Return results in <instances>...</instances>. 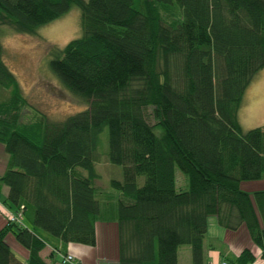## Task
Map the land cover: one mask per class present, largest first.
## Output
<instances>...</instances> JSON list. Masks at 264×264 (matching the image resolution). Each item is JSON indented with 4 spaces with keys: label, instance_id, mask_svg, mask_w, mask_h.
<instances>
[{
    "label": "trees",
    "instance_id": "trees-1",
    "mask_svg": "<svg viewBox=\"0 0 264 264\" xmlns=\"http://www.w3.org/2000/svg\"><path fill=\"white\" fill-rule=\"evenodd\" d=\"M72 6L81 34L48 67L83 106L23 120L3 29L35 33ZM263 66L264 0H0V264H21L13 243L27 264H70L65 245H94L99 220L116 222L118 264H178L182 245L191 264L252 262L244 245L208 263L211 218L246 228L264 258V188L241 187L264 177V124L237 116ZM104 160L122 178L101 182Z\"/></svg>",
    "mask_w": 264,
    "mask_h": 264
},
{
    "label": "rangeland",
    "instance_id": "rangeland-1",
    "mask_svg": "<svg viewBox=\"0 0 264 264\" xmlns=\"http://www.w3.org/2000/svg\"><path fill=\"white\" fill-rule=\"evenodd\" d=\"M79 19V7L72 6L63 15L39 26L35 33L18 32L6 26L3 29L4 34L1 37L4 46L3 57L18 78L28 102L22 109L23 120L31 118L33 108L47 113L52 118H60L83 106V103L62 85L48 67L52 47H60L69 39L81 34ZM237 116L243 129L264 124V66L257 71L246 87ZM101 137L99 148L101 151H106L105 130L101 133ZM7 157L4 146L0 142V172L5 167ZM98 169L101 173L100 181L105 184L111 177L122 178L121 164L104 160L100 164L98 163ZM176 174L184 176L179 169L176 170ZM241 187L246 189L264 188V177L242 180ZM5 210L7 208H1L0 212ZM219 227L218 230H215V227L211 229L212 232H209L206 237L207 243L213 241L215 237L213 234L217 233L218 239L215 238V242L223 247L226 245L233 247L238 242L248 239L252 249H259L249 238V234L243 226L237 229ZM7 237L8 240L15 241L12 233H9ZM219 249L221 248L218 247L216 251ZM72 255L74 256L73 253ZM19 258L22 261L21 264H27L24 257L19 256Z\"/></svg>",
    "mask_w": 264,
    "mask_h": 264
},
{
    "label": "crops",
    "instance_id": "crops-1",
    "mask_svg": "<svg viewBox=\"0 0 264 264\" xmlns=\"http://www.w3.org/2000/svg\"><path fill=\"white\" fill-rule=\"evenodd\" d=\"M218 226V227H217ZM220 225L214 223V220L210 219L209 232H212L211 229L215 227V230H218ZM214 239L217 238L218 234L215 233ZM96 243L94 245L69 242L65 245L66 251H69L75 256V264H118V235H117V225L114 221H103L99 220L96 223ZM218 239V238H217ZM215 242V241H214ZM216 243V242H215ZM217 247L207 248V260L208 263H217L223 260L222 252L218 249L220 244L216 243ZM219 245V246H218ZM251 246L249 240L243 242H238L236 246L230 247L226 245L223 247L224 253L230 252L231 254H237L243 246ZM223 246V245H222ZM183 248V249H182ZM13 249L18 256L24 257L26 259L27 251L22 248L20 245L13 243ZM50 247L42 249L41 253L43 255L50 252ZM254 250V249H253ZM257 254L255 259L249 264H264V258L260 255V250L255 249ZM182 257V260H181ZM190 248L188 245H182L178 248V264H191ZM55 264H64L61 262H56ZM68 264V263H65Z\"/></svg>",
    "mask_w": 264,
    "mask_h": 264
},
{
    "label": "built area",
    "instance_id": "built-area-1",
    "mask_svg": "<svg viewBox=\"0 0 264 264\" xmlns=\"http://www.w3.org/2000/svg\"><path fill=\"white\" fill-rule=\"evenodd\" d=\"M73 255L72 253L67 252L64 256H63V261H68V262H72L73 261Z\"/></svg>",
    "mask_w": 264,
    "mask_h": 264
}]
</instances>
